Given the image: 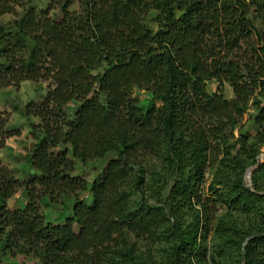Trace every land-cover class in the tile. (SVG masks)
<instances>
[{"label": "trees", "instance_id": "16d2710c", "mask_svg": "<svg viewBox=\"0 0 264 264\" xmlns=\"http://www.w3.org/2000/svg\"><path fill=\"white\" fill-rule=\"evenodd\" d=\"M7 14L0 88L54 87L25 107L38 173L22 182L0 159V264H264V236L247 240L264 233V0H0ZM108 155L91 184L74 174ZM46 197L72 199L63 222Z\"/></svg>", "mask_w": 264, "mask_h": 264}, {"label": "rangeland", "instance_id": "374dc122", "mask_svg": "<svg viewBox=\"0 0 264 264\" xmlns=\"http://www.w3.org/2000/svg\"><path fill=\"white\" fill-rule=\"evenodd\" d=\"M33 4L38 8L46 7L48 0H33ZM73 8H77V5ZM13 19L14 16L12 14H7L0 19V23H10ZM53 87L54 85L48 81H24L18 87L8 86L0 88V111L6 113V116L9 117L7 129L18 131V134L6 140L5 147L0 150V159L15 172L16 177L22 182L27 181L38 173L31 165V156L35 145L41 138L40 134L36 133L31 126L32 124H39L40 119L38 117L28 118L25 115V107L31 102L38 103L42 101L48 90ZM212 89L215 90V86ZM134 96L138 98L140 106L145 110L154 103L157 106L161 104L160 101L153 98L150 91L144 88H135ZM233 96L232 87L227 84L225 97L231 99ZM75 105V103L70 104L69 109L73 110ZM250 115H254L252 109L244 116L242 126H245L247 131L253 132L252 126L248 123ZM110 157L111 155H108L105 158L95 159L85 164L78 162L74 174L85 175L91 184L99 176L103 166ZM259 157V161H264V146ZM207 177L208 181H210L211 175ZM85 196L90 201L89 194ZM26 202L27 198L21 189L7 201V204L11 209H14L23 208ZM40 203L41 213L49 222H63L70 215L73 205L72 199L64 197L58 203L51 202L48 197L43 198ZM28 261L30 263L35 262L32 258H28ZM3 264H21V260L5 256Z\"/></svg>", "mask_w": 264, "mask_h": 264}, {"label": "water", "instance_id": "95a60500", "mask_svg": "<svg viewBox=\"0 0 264 264\" xmlns=\"http://www.w3.org/2000/svg\"><path fill=\"white\" fill-rule=\"evenodd\" d=\"M260 157L258 156V159H259ZM255 166H253V168H254ZM250 183H249V186H251V172H250ZM259 236H264V233H262V234H255V235H252V236H250L247 240H249V239H251V238H254V237H259ZM244 258H245V248H243V254H242V260H244Z\"/></svg>", "mask_w": 264, "mask_h": 264}, {"label": "built area", "instance_id": "2783aa9c", "mask_svg": "<svg viewBox=\"0 0 264 264\" xmlns=\"http://www.w3.org/2000/svg\"><path fill=\"white\" fill-rule=\"evenodd\" d=\"M246 181H247V183H248V182L250 183V175L248 174V171H247V173H246Z\"/></svg>", "mask_w": 264, "mask_h": 264}, {"label": "bare ground", "instance_id": "6f19581e", "mask_svg": "<svg viewBox=\"0 0 264 264\" xmlns=\"http://www.w3.org/2000/svg\"><path fill=\"white\" fill-rule=\"evenodd\" d=\"M252 169H253V167H250V168L248 169V174H250V172L252 171Z\"/></svg>", "mask_w": 264, "mask_h": 264}]
</instances>
